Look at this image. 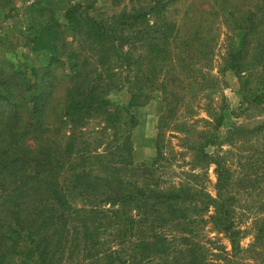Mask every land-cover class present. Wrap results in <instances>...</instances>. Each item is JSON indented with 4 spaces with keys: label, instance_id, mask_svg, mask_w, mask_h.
<instances>
[{
    "label": "trees",
    "instance_id": "obj_1",
    "mask_svg": "<svg viewBox=\"0 0 264 264\" xmlns=\"http://www.w3.org/2000/svg\"><path fill=\"white\" fill-rule=\"evenodd\" d=\"M171 1L136 0L111 15L72 3L60 19L42 1L27 6L25 39L46 44L49 57L39 66L0 57V264H210L200 238L206 222L238 249L234 203L264 181V121L235 123L221 135L224 106L209 105L210 120L198 131L179 114L210 102L212 84L228 71L246 69L243 111L264 104V0H205L210 10L192 3L180 15ZM220 11L219 22L240 40L230 41L212 75ZM120 90L128 94L123 104L110 98ZM157 92L164 108L156 155L136 163L133 111ZM92 122L96 131L88 130ZM166 131L191 149L184 172L215 165L216 197L188 181L161 180ZM225 144L221 154L207 150ZM112 224L117 239L106 236ZM253 238L261 255L264 218L254 222Z\"/></svg>",
    "mask_w": 264,
    "mask_h": 264
},
{
    "label": "rangeland",
    "instance_id": "obj_2",
    "mask_svg": "<svg viewBox=\"0 0 264 264\" xmlns=\"http://www.w3.org/2000/svg\"><path fill=\"white\" fill-rule=\"evenodd\" d=\"M35 0H7V4H3L4 0H0V57L8 58L12 61L25 62L28 66H39L48 60L49 53L46 44L40 47L30 45L25 39L28 28L27 20L28 13L27 6ZM49 6L56 18L60 19L64 8L68 4L82 3L92 6L97 12H102L105 15H111L124 8L130 10L136 7V0H39ZM240 1V0H237ZM193 4L191 9L205 8L210 10L209 5L205 0H173L169 7L172 13L180 15L184 7ZM213 19L214 31L217 34L216 46L214 54L212 55V75H217L218 63L222 62L223 55L230 41L235 45L240 40V34H232L228 25L219 22V17L224 15L217 14ZM213 16H208L212 19ZM54 30L46 29L44 33H53ZM233 36V37H232ZM70 40V37H69ZM24 57V58H23ZM249 57V56H248ZM64 60L69 64V57L66 56ZM249 59L248 62H252ZM247 62V63H248ZM259 70H256V76ZM242 72L239 76L233 72H226L219 78L220 82L212 84V90L208 92L211 96V101L201 100L198 105H194L190 110L179 114L180 118H186L190 123V130H200L204 125V120H210L206 110H210L209 105L215 109L224 106L222 114L224 120L220 125V134L223 135L231 129L233 124H244L247 128L264 121V104L258 107H252L248 110L242 109L240 105V93L238 89L240 82L245 79V73ZM254 76L250 77V81L254 84ZM154 99L147 104L136 108L133 113L135 116V125L130 130V146L132 147V158L136 163L149 164L156 155L155 137L157 133L158 115L164 108V102L161 100L159 93ZM221 94V95H220ZM110 98L118 104H123L128 100V94L125 90L112 92ZM221 98V99H220ZM207 106V107H204ZM242 111V113L238 114ZM97 122H92L88 126V130L97 129ZM175 134L171 136V134ZM178 133L166 131L164 141H162L163 156L168 158L161 163L165 164V168L161 173V180L176 183L180 181H188L190 184L197 186L198 189H204L207 193L216 197V172L215 165L210 163L206 168L195 172L187 171L189 166L187 163L192 158L191 149H186V145L175 136ZM253 144H256V139H251ZM238 145V144H237ZM240 145V144H239ZM230 148L229 145H223L221 149L214 146H208L207 150L212 154H221L224 150ZM242 148H244L242 146ZM170 158V159H169ZM165 161V162H164ZM228 162V160H227ZM195 174V176H187L186 174ZM235 176H237V172ZM237 201L234 205L235 221L238 223L240 232V240L238 249L233 250L229 238L223 232H218L212 229V223L206 222L200 231V238L205 243L206 258L210 264H258L264 259V251L261 248H251L254 242L253 229L254 222L260 218H264V181L260 180L259 184L249 191H241L237 193ZM212 210V208H209ZM211 213V211H210ZM112 220V219H109ZM110 222V221H109ZM108 224V221L106 222ZM108 230H105L106 236L110 239H117L120 235L117 224L108 225ZM104 229V228H102ZM101 229V230H102ZM203 236V238H202ZM23 247V246H22ZM25 250V247L22 251ZM24 259V253L18 254V260Z\"/></svg>",
    "mask_w": 264,
    "mask_h": 264
}]
</instances>
